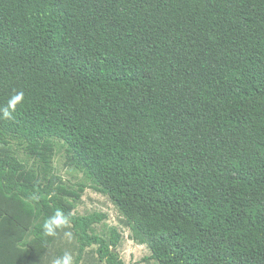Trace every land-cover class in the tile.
<instances>
[{"label":"trees","instance_id":"1","mask_svg":"<svg viewBox=\"0 0 264 264\" xmlns=\"http://www.w3.org/2000/svg\"><path fill=\"white\" fill-rule=\"evenodd\" d=\"M0 264H38L47 196L107 264L93 234L11 147L65 165L108 195L158 264H264V0H0ZM32 200L36 210L20 203ZM80 258V255H79Z\"/></svg>","mask_w":264,"mask_h":264},{"label":"rangeland","instance_id":"2","mask_svg":"<svg viewBox=\"0 0 264 264\" xmlns=\"http://www.w3.org/2000/svg\"><path fill=\"white\" fill-rule=\"evenodd\" d=\"M56 147L52 158L42 159L39 155L27 152L21 143V138H12L11 147L17 157L26 165V176L30 180L40 179L47 182L53 175H59L61 180L56 186V191L71 206L74 213L78 215H88L94 212L103 213L106 218L93 224L91 232L109 239L111 231L116 229L121 234V240L114 249L125 264H158L154 259H149L151 252L146 245L134 242L130 237V230L127 227L125 218L121 215L118 208L111 201L110 197L104 193L94 190L91 181L79 169L65 165L69 150L60 140H54ZM2 174L0 172V195ZM34 199L41 202L42 215L30 222L26 240L29 242L34 239V231L42 220H48L54 216V212L48 206L47 196L33 195ZM20 203L27 206L34 213L36 207L32 200L20 198ZM50 205V204H49ZM97 245H92L80 253V245L72 225L67 222L56 229V234L52 236L51 243L43 251L38 264H53L57 258H62L65 254L71 256V264H107L101 260L97 254ZM80 255V258H79ZM12 264H17L13 262Z\"/></svg>","mask_w":264,"mask_h":264},{"label":"clouds","instance_id":"3","mask_svg":"<svg viewBox=\"0 0 264 264\" xmlns=\"http://www.w3.org/2000/svg\"><path fill=\"white\" fill-rule=\"evenodd\" d=\"M23 100V93H18L14 95L9 103L8 106L3 108V118L11 119L12 118V111L15 110V106ZM67 224V218L63 215L61 211H57L56 214L50 217L48 220L45 221L43 227L45 233L47 235H55L56 229L62 227L63 225ZM71 256L65 254L62 258H57L53 264H71Z\"/></svg>","mask_w":264,"mask_h":264}]
</instances>
